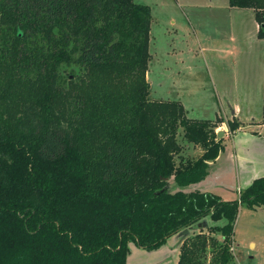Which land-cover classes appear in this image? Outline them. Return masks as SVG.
<instances>
[{"label":"trees","instance_id":"1","mask_svg":"<svg viewBox=\"0 0 264 264\" xmlns=\"http://www.w3.org/2000/svg\"><path fill=\"white\" fill-rule=\"evenodd\" d=\"M228 5L252 10L264 40V0ZM150 22L133 0H0V264H126L129 244L156 251L202 221L177 264H232L239 208H264V176L228 202L170 189L205 179L223 121L149 99ZM179 130L197 158L179 157Z\"/></svg>","mask_w":264,"mask_h":264},{"label":"rangeland","instance_id":"2","mask_svg":"<svg viewBox=\"0 0 264 264\" xmlns=\"http://www.w3.org/2000/svg\"><path fill=\"white\" fill-rule=\"evenodd\" d=\"M133 2L151 10L146 73L150 100L177 101L194 120L231 119L236 105L240 120L249 122L244 126L264 117V40L257 36L252 10L230 8L228 0ZM79 72L74 65L60 68L63 79ZM177 141L179 157H198L199 147L186 143L182 130ZM232 245V264H264V208L240 209ZM168 247L147 252L131 243L126 264H177L179 252Z\"/></svg>","mask_w":264,"mask_h":264},{"label":"crops","instance_id":"3","mask_svg":"<svg viewBox=\"0 0 264 264\" xmlns=\"http://www.w3.org/2000/svg\"><path fill=\"white\" fill-rule=\"evenodd\" d=\"M240 113L241 111L236 105L232 110V118L223 119L221 126H217V134H221L223 137V147L216 160L209 162L205 179L186 188L175 186L172 189L182 190L185 193L193 191L211 193L220 197L222 201L228 202L236 200L240 190L247 188L255 179L264 176V117L261 120L251 119V126H244L249 122L241 121ZM217 118L219 117L216 116L213 121ZM232 120H236L240 124L234 132L227 131L225 126L228 121ZM196 150L197 156H199L201 154L200 147ZM171 182L173 183L172 180ZM176 235L169 238L158 251L164 249L169 243L168 250L173 249L179 252L182 241L179 242Z\"/></svg>","mask_w":264,"mask_h":264},{"label":"water","instance_id":"4","mask_svg":"<svg viewBox=\"0 0 264 264\" xmlns=\"http://www.w3.org/2000/svg\"><path fill=\"white\" fill-rule=\"evenodd\" d=\"M217 135H218V137L221 136V134H217ZM206 227H207V223L205 221H202V222L196 224V226L193 227V228L185 229V230L179 232L176 235V238L179 240V242H181L186 236H188L190 234L191 231H195V230H198V229H201V228H206Z\"/></svg>","mask_w":264,"mask_h":264},{"label":"built area","instance_id":"5","mask_svg":"<svg viewBox=\"0 0 264 264\" xmlns=\"http://www.w3.org/2000/svg\"><path fill=\"white\" fill-rule=\"evenodd\" d=\"M229 251L232 253V255L234 256V252H235V248H234V246L232 245V243H231V245H230V247H229Z\"/></svg>","mask_w":264,"mask_h":264}]
</instances>
